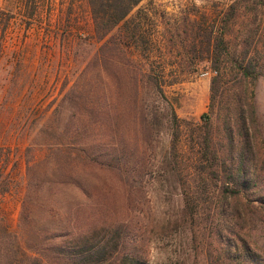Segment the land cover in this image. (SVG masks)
<instances>
[{"label": "rangeland", "instance_id": "374dc122", "mask_svg": "<svg viewBox=\"0 0 264 264\" xmlns=\"http://www.w3.org/2000/svg\"><path fill=\"white\" fill-rule=\"evenodd\" d=\"M8 4L0 10V187L8 188L0 192V234L10 229L34 255L37 234L55 226L101 234L139 220L147 264H206L207 240L184 216L185 196L202 178L188 157L208 131L219 148L227 136L221 117H234L236 96L254 90L255 158L247 154L264 165V76L253 86L229 62L221 70L212 62L236 6L226 58L247 54L264 71V0H143L102 39L94 31L101 7L90 0ZM211 71L218 74L203 77ZM112 153L119 158L110 167ZM262 194L264 181L247 200L257 205ZM25 200L29 225L21 221ZM262 217L251 212L248 231L264 261Z\"/></svg>", "mask_w": 264, "mask_h": 264}, {"label": "trees", "instance_id": "16d2710c", "mask_svg": "<svg viewBox=\"0 0 264 264\" xmlns=\"http://www.w3.org/2000/svg\"><path fill=\"white\" fill-rule=\"evenodd\" d=\"M90 1L92 7H101L98 12L94 10V31L102 39L123 22L143 0ZM239 11V8L233 6L226 15L222 27L224 37L216 39L212 62L219 70L223 64L229 62L243 81L255 86L257 80L264 76L259 61L254 58L247 59V54L243 58L227 60L229 52L226 50L225 53L223 48L225 36L231 31L232 20L237 19ZM38 13L37 7L33 16ZM70 34L69 30L65 31L67 40ZM222 78L223 74L220 73L213 82V105ZM253 98L254 90L246 97L237 95L238 106L235 108L234 117L229 114L221 117L227 136L218 143L219 148L208 131L196 143L198 152L188 157L192 168L202 178L200 177L201 188H197L194 193L188 192L185 196L184 216L192 222L194 230L200 232L201 238L207 240L205 245L209 260L206 264H264L262 257L254 250L257 241L248 231L251 212L261 214L264 219V194L257 200V205L247 200V193L264 181V165L251 159V156L255 157L248 126L253 129L257 127ZM244 104L247 106L246 110L243 108ZM207 126L209 130L211 124ZM235 133L240 139L236 140ZM81 152L85 156L90 154L86 149H79L77 156ZM117 158L119 157L114 153L111 154L108 161L110 167L118 163ZM218 181L221 186H218ZM7 191L5 185L0 187L1 193L5 194ZM204 194L210 198L217 194L219 199L209 202L202 199L201 195ZM28 214V201L25 200L21 221L29 225L31 218ZM140 224L139 220L118 222L106 227L101 234L91 232L87 235H83L71 223L61 229L55 226L53 231L37 234L38 241L33 243L34 255L23 251L19 235L2 227L0 264H147L150 255L140 233ZM208 231L212 234V239L206 238Z\"/></svg>", "mask_w": 264, "mask_h": 264}, {"label": "crops", "instance_id": "0c3cea01", "mask_svg": "<svg viewBox=\"0 0 264 264\" xmlns=\"http://www.w3.org/2000/svg\"><path fill=\"white\" fill-rule=\"evenodd\" d=\"M5 7H9L8 0H0V10H4Z\"/></svg>", "mask_w": 264, "mask_h": 264}, {"label": "built area", "instance_id": "2783aa9c", "mask_svg": "<svg viewBox=\"0 0 264 264\" xmlns=\"http://www.w3.org/2000/svg\"><path fill=\"white\" fill-rule=\"evenodd\" d=\"M218 73L217 71H211V72H206L203 74V77H207V76H216Z\"/></svg>", "mask_w": 264, "mask_h": 264}]
</instances>
